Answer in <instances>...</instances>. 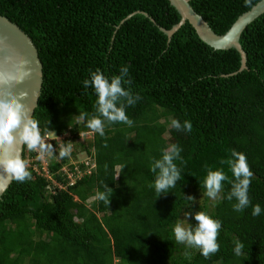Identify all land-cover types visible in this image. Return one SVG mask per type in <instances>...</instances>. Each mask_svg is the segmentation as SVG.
I'll list each match as a JSON object with an SVG mask.
<instances>
[{"label": "trees", "instance_id": "1", "mask_svg": "<svg viewBox=\"0 0 264 264\" xmlns=\"http://www.w3.org/2000/svg\"><path fill=\"white\" fill-rule=\"evenodd\" d=\"M257 1L188 5L220 35ZM0 16L35 49L40 85L32 114L42 131L55 133L47 140L57 152L40 163L25 148L32 179L10 180L1 193L0 264H264V11L238 36L240 71L233 49H211L186 22L165 37L158 28L178 21L166 0H0ZM122 66L129 68L127 87L142 98L126 109L132 127L106 123L101 137L76 121L81 111L95 112L97 99L82 81L96 69L118 75ZM171 119L191 121L192 131L172 129ZM61 141L73 142L70 157L58 158ZM170 144L182 148V179L157 197L150 169ZM232 150L253 172L251 204L241 212L227 199V182L219 202L204 196L208 168L232 178L220 163ZM104 184L113 189L108 206L93 199ZM255 204L262 211L254 217ZM189 211L222 221L220 250L209 259L196 249L185 259V246L174 239L175 222ZM236 239L244 244L241 256Z\"/></svg>", "mask_w": 264, "mask_h": 264}, {"label": "clouds", "instance_id": "2", "mask_svg": "<svg viewBox=\"0 0 264 264\" xmlns=\"http://www.w3.org/2000/svg\"><path fill=\"white\" fill-rule=\"evenodd\" d=\"M246 4L251 0H245ZM32 70L28 62L22 58L11 64V67L0 71V171L5 177H9L19 183L32 179L29 171V162L24 158V149L28 152L38 153V159L57 157L56 147L49 143V135L56 136L52 130H41L39 121L33 116L22 101L26 99V93L16 94L13 89L30 79ZM90 79L82 81L84 89L91 87L96 94L95 112L90 116L88 112L81 111L75 116L77 123L86 122V127L93 133L101 137L105 135L107 124L123 123L132 127L134 121L127 115L126 109L135 105L142 97L138 93H133L130 87L132 81L129 78V68L122 66L118 75L105 76L100 69L90 72ZM170 127L176 131L190 133L192 122L181 123L177 119H171ZM107 146L106 144L104 145ZM73 151V142H62L59 145L58 158L70 157ZM182 148L178 144H170L162 150L160 159H154L151 171L155 174L154 188L157 197L161 194L169 193L175 188L178 181L182 179V168L178 167L176 161L184 164L181 157ZM221 164H227L231 172V179L223 168L212 170L208 168L207 175L203 182L205 189L204 196L213 202H219L224 197V183L231 185V190L227 195L228 200L235 199L233 210L241 212L251 204L249 198V186L253 177V172L247 162V157L243 153L231 151V158L221 160ZM207 167V166H205ZM123 167L121 168V170ZM6 184H0V193L6 191ZM113 189L107 184L103 185V191L97 190L93 199L103 202L106 206L110 203ZM191 203L194 202L192 196L185 198ZM262 209L259 204L252 205V215L259 216ZM189 219L196 221L195 226L190 224ZM222 221L213 219L205 211H197L195 214L184 212L183 219H178L173 227V234L176 243L185 246L183 256L185 259H192L191 249H196L205 258L209 259L220 250L217 242ZM244 244L239 240H234V254L241 256Z\"/></svg>", "mask_w": 264, "mask_h": 264}, {"label": "water", "instance_id": "3", "mask_svg": "<svg viewBox=\"0 0 264 264\" xmlns=\"http://www.w3.org/2000/svg\"><path fill=\"white\" fill-rule=\"evenodd\" d=\"M166 1L178 15V21L168 30L158 28L165 37L168 38L180 25L186 22L193 30L196 38L211 49H233L238 54L239 58V66L237 70L240 71L244 69V54L238 45V36L248 23L264 11V0H258L247 11L239 14L226 31L220 35L214 34L206 23L193 12L188 5L189 0ZM17 58H22L28 62V65L32 70V75L30 79L15 86L13 91L16 94L22 92L26 93V99L22 101V103H24L29 109L33 110L40 85V64L35 49L23 32L4 17L0 16V71L10 68L11 64L14 63ZM0 91H3L2 87H0ZM10 180L9 177H5L4 173L0 171V184L8 185Z\"/></svg>", "mask_w": 264, "mask_h": 264}, {"label": "rangeland", "instance_id": "4", "mask_svg": "<svg viewBox=\"0 0 264 264\" xmlns=\"http://www.w3.org/2000/svg\"><path fill=\"white\" fill-rule=\"evenodd\" d=\"M79 137H80V140H82L84 142L85 141H88L90 139V137H91V131L90 132L83 133V135L82 136L79 135ZM77 158L80 160V159H82V156L78 154V157ZM45 159H41L40 160V163L45 162L46 161ZM64 165H72L73 166V161L71 160V161L67 162V164H64ZM88 168H91V166H88ZM63 169H64V166L62 167V170ZM64 172H67V170L64 169Z\"/></svg>", "mask_w": 264, "mask_h": 264}]
</instances>
